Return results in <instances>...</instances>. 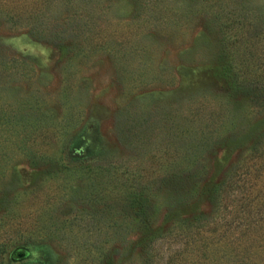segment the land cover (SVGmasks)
<instances>
[{
	"label": "rangeland",
	"instance_id": "1",
	"mask_svg": "<svg viewBox=\"0 0 264 264\" xmlns=\"http://www.w3.org/2000/svg\"><path fill=\"white\" fill-rule=\"evenodd\" d=\"M222 65L264 74V0H0V264H153L137 201L175 232L212 205L187 217L174 192L230 177L260 212L264 104L228 95ZM260 229L216 255L264 264ZM183 245L156 259L207 264Z\"/></svg>",
	"mask_w": 264,
	"mask_h": 264
},
{
	"label": "trees",
	"instance_id": "2",
	"mask_svg": "<svg viewBox=\"0 0 264 264\" xmlns=\"http://www.w3.org/2000/svg\"><path fill=\"white\" fill-rule=\"evenodd\" d=\"M214 76L221 79L228 95L249 96L254 102L264 104V74L257 76L253 74L252 78H249V76L240 80L238 71L222 65L214 68ZM239 185L237 179L233 177L218 184L208 182L204 187L205 192H200L197 202L194 200L192 192H174L176 202L181 205V211L187 217L198 211L195 210V207L205 197L212 205L211 214H202L201 217L194 215L191 219L181 221L182 224L178 226V231L174 232V229H168L163 234H160L159 230L154 231L151 228L152 201L147 197L137 201L138 210L133 212L132 216L134 220H138L139 225L142 227L140 236L141 241L144 243V255H146L147 261L149 263L153 262V264H160L159 260L156 259L158 256L157 246L160 242L169 244L175 240L184 244V252L186 253L190 248L195 257L200 258V255L204 253V261L207 264H227L228 260L225 261L224 256L219 258L216 255L219 253L218 246L221 245L223 239L232 241L233 233L241 228L240 236L237 240L243 244L252 239L253 235H256L261 230V227L264 228L261 225L262 220L258 219L259 216H257L264 211L262 208L264 207V199L261 202V211L256 214L254 211L257 203H259L257 201L259 199L258 195L262 193L246 192L245 186ZM233 190L241 192H232ZM237 199L238 208L235 212H231L230 210L234 209V203ZM231 234L233 235L231 236ZM116 251V249H109V264H116ZM20 254L22 252L18 251L13 258L16 259ZM174 261L169 258L166 264H175Z\"/></svg>",
	"mask_w": 264,
	"mask_h": 264
},
{
	"label": "water",
	"instance_id": "3",
	"mask_svg": "<svg viewBox=\"0 0 264 264\" xmlns=\"http://www.w3.org/2000/svg\"><path fill=\"white\" fill-rule=\"evenodd\" d=\"M18 252H16L15 254H17ZM14 254V255H15ZM27 257V254H20L16 259H24V258H26Z\"/></svg>",
	"mask_w": 264,
	"mask_h": 264
}]
</instances>
